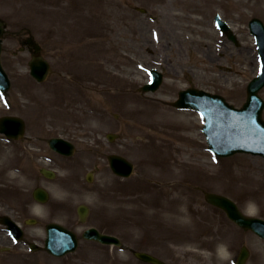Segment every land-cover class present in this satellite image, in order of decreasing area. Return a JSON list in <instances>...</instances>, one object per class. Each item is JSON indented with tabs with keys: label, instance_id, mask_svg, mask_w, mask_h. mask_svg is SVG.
<instances>
[{
	"label": "rangeland",
	"instance_id": "1",
	"mask_svg": "<svg viewBox=\"0 0 264 264\" xmlns=\"http://www.w3.org/2000/svg\"><path fill=\"white\" fill-rule=\"evenodd\" d=\"M217 14L237 46L216 28ZM0 18L2 63L12 82L0 96V118L19 116L27 124L20 141L0 135V214L25 231L15 243L0 225V264H146L135 251L168 264H235L244 246L247 264H264V240L204 197L227 196L245 215L264 219V159H217L204 119L171 105L191 87L243 106L260 69L248 24L264 22V0H0ZM29 37L54 71L43 84L30 76L31 54L19 51ZM150 70L164 81L156 93L143 94ZM110 133L120 139L110 143ZM54 137L72 142L76 154L53 152ZM110 154L129 159L134 175L116 177ZM42 168L57 178H44ZM37 187L48 190V203L33 199ZM80 205L90 208L85 223ZM50 223L77 234V252L54 258L43 249ZM91 227L119 237L123 247L82 239ZM32 243L41 249L30 251Z\"/></svg>",
	"mask_w": 264,
	"mask_h": 264
},
{
	"label": "water",
	"instance_id": "2",
	"mask_svg": "<svg viewBox=\"0 0 264 264\" xmlns=\"http://www.w3.org/2000/svg\"><path fill=\"white\" fill-rule=\"evenodd\" d=\"M218 28L227 33L230 40L238 44L237 38L229 26L219 16L216 17ZM250 29L255 36L262 63V70L258 77L253 79L247 88V100L241 109L230 105L223 97L213 95L198 89L181 91L179 100L173 104L179 109L197 110L205 118L203 132L207 137L209 150L217 157L228 158L239 153L261 156L264 158V100L260 91L264 88V23L260 19H253L250 22ZM4 24L0 20V93L3 94L11 88V81L4 70L1 62L2 36ZM40 46H35V53H40ZM31 75L38 82L47 80L51 73L50 64L41 56H34L29 63ZM152 82L145 85L143 93L156 92L162 84V75L153 70ZM26 124L24 120L16 116H5L0 118V134L9 139L20 140L24 137ZM108 140L113 143L119 139L117 134H108ZM52 150L65 157H71L76 153L73 143L62 138H53L48 141ZM108 162L113 173L121 178H129L134 172V165L120 155H109ZM42 174L49 179H54L56 174L51 170H42ZM87 180L93 182V173L88 175ZM33 198L38 203L45 204L49 201L50 195L43 188H37L33 192ZM206 201L221 210L228 218L239 227L250 230L264 239V220L245 216L230 198L215 194L206 193ZM78 215L82 223L87 221L90 209L81 205L78 207ZM0 224L7 227L15 240L23 238L24 233L20 227L8 216H0ZM28 224H36L34 220ZM47 238L44 249L56 258H62L75 253L79 247V240L75 233L67 228L51 223L46 228ZM83 239L95 241L102 245L121 247L119 238L102 234L95 228L86 230ZM38 246L32 245L31 250H37ZM137 258L151 264H165L159 259L146 254L136 253ZM250 252L246 247L242 248L237 264H246Z\"/></svg>",
	"mask_w": 264,
	"mask_h": 264
},
{
	"label": "flooded vegetation",
	"instance_id": "3",
	"mask_svg": "<svg viewBox=\"0 0 264 264\" xmlns=\"http://www.w3.org/2000/svg\"><path fill=\"white\" fill-rule=\"evenodd\" d=\"M26 43L28 42V41H25Z\"/></svg>",
	"mask_w": 264,
	"mask_h": 264
}]
</instances>
